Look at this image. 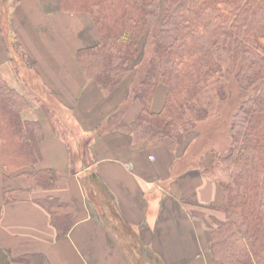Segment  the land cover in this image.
Segmentation results:
<instances>
[{"label":"crops","instance_id":"crops-1","mask_svg":"<svg viewBox=\"0 0 264 264\" xmlns=\"http://www.w3.org/2000/svg\"><path fill=\"white\" fill-rule=\"evenodd\" d=\"M15 2L0 33V77L30 106L22 122L32 130V163L9 168L0 159V264H134L95 197L111 201L125 230L160 264H219L208 247L226 221L224 197L212 159L193 156L197 138L178 152L135 141L121 128L136 123L142 110L128 98L134 75L107 93L77 62L79 51L99 41L90 17L61 11L58 0ZM12 72L25 84L14 88ZM166 94L157 85L152 114L160 113ZM47 172L51 183L42 181ZM49 203L70 213L63 237Z\"/></svg>","mask_w":264,"mask_h":264},{"label":"trees","instance_id":"trees-1","mask_svg":"<svg viewBox=\"0 0 264 264\" xmlns=\"http://www.w3.org/2000/svg\"><path fill=\"white\" fill-rule=\"evenodd\" d=\"M58 1L63 12L87 14L98 32L97 45L76 57L87 79L108 93L134 75L128 98L139 101L142 110L136 123L121 128L137 142L178 152L207 119L215 99H226L228 83L249 95L238 105L228 148L212 169L224 176L219 183L226 221L211 234L208 250L219 264H264V0ZM9 17L8 8L0 22L2 35ZM142 38L152 46L146 59L138 51ZM160 84L167 94L154 115L150 105ZM27 107L0 78V159L9 168L32 163V130L21 120ZM49 174L41 175L43 182H52ZM98 183L92 177L102 196ZM94 202L106 226L119 232L134 264H160L135 233L125 230L107 197ZM46 206L58 237L65 236L67 207Z\"/></svg>","mask_w":264,"mask_h":264},{"label":"rangeland","instance_id":"rangeland-1","mask_svg":"<svg viewBox=\"0 0 264 264\" xmlns=\"http://www.w3.org/2000/svg\"><path fill=\"white\" fill-rule=\"evenodd\" d=\"M10 3H11V0H0V11L1 10L6 11L8 8H9V11H11L12 6ZM5 11L4 12L2 11V15H0V21L3 20ZM146 41L144 42V38H142L138 44L139 54L144 53L145 59L148 58V56L151 53L150 51L152 49L150 40L149 42H146ZM6 48L11 53L13 52L12 46L10 47L9 45H6ZM17 65H19L18 67L21 68V65L19 63ZM17 75H18L17 72L15 74L14 72H12V76H11L12 78L10 77L11 78L10 82L14 86V88H17L25 84L23 83V80L21 81L23 76L20 75L21 77L19 76L20 78H17L16 77ZM16 94L20 98H22L28 105V102L23 96H21L18 92H16ZM227 95L228 96L223 102L215 99L214 106L212 110L210 111L209 116L207 117L205 121H203L202 123L196 126V130H195L196 133H193L191 135V137H194V139L197 138L195 142H193L192 147H191L193 156L194 154H197V155L199 154L207 155L208 154V159L209 160L212 159L211 172L216 176L218 181H221L222 179H224V176L220 175L217 172V169L215 172L212 169L216 164L218 156L223 155L228 148L229 139H228L227 133H228V129L231 123V119L236 113L238 105L241 103V101L245 97L246 98L249 97L248 94H243L242 92H240L233 82L228 83ZM29 108L30 106L28 105L26 110H28ZM26 110H24L23 112H25ZM23 112L21 113V120H22ZM223 197H224V194H223ZM224 206H225L224 207L225 209L226 208L225 202H224Z\"/></svg>","mask_w":264,"mask_h":264}]
</instances>
